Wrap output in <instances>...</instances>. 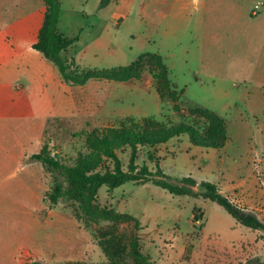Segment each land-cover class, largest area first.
Returning a JSON list of instances; mask_svg holds the SVG:
<instances>
[{"label": "rangeland", "instance_id": "obj_1", "mask_svg": "<svg viewBox=\"0 0 264 264\" xmlns=\"http://www.w3.org/2000/svg\"><path fill=\"white\" fill-rule=\"evenodd\" d=\"M217 1L224 11L217 20L201 4H192L188 14L153 22L145 9L153 0H111L105 7L100 0H59L58 29L69 38L79 34V41L61 56L73 58L79 71L129 67L145 53L159 54L164 67L143 58L126 80L72 86L60 81L57 69L45 60L54 84L38 87L30 86L23 67L16 66L5 88L13 116L0 118V264L107 262L103 247L111 245L113 254L128 264L133 260L131 243L150 264H249L264 259V230L238 224L217 203L203 198L198 185L192 188L195 197L173 195L151 183L128 182L112 191L103 186L97 209L111 208L123 218L85 225L80 195L65 196L50 208L44 194L53 177L30 159L46 143L51 155L73 164L86 153L93 130L120 127L130 118L185 124L197 136H206L212 129L196 109H208L226 123L228 141L222 149L193 146L181 135L165 148H139L136 164L155 171L151 156L173 184L183 177L215 184L264 224V91L235 87V53L247 61L254 58L235 47V16L229 13L235 0ZM42 9L41 0H0L5 52H17L35 40ZM163 68L171 73L155 79L153 74ZM58 81L64 86L55 87ZM17 84L26 95H16ZM129 154L128 148L118 152L124 169ZM108 233L117 238L116 246ZM119 246L121 254L115 252Z\"/></svg>", "mask_w": 264, "mask_h": 264}, {"label": "trees", "instance_id": "obj_2", "mask_svg": "<svg viewBox=\"0 0 264 264\" xmlns=\"http://www.w3.org/2000/svg\"><path fill=\"white\" fill-rule=\"evenodd\" d=\"M42 1L45 4V12L36 41L31 44V48L40 52L57 69L65 84L84 86L90 80H126L130 75V69L140 64L143 58H153L158 66L164 67L161 62L163 60L158 54V56H154L145 53L131 63L129 67L79 71L73 58L68 60L61 56L79 41V34L69 38L60 33L57 30L60 11L58 0ZM110 2L111 0H100V7H105ZM167 75H169V71L166 68H163L159 74H153L155 79H165ZM196 112L209 123L212 133L206 136H197L189 125H166L152 117L138 121L130 118L127 119L126 124L120 127H104L93 130L86 153L79 155L73 164H68L63 159L51 155L46 143H44L38 153L30 156L31 160L40 163L45 171L53 177V185L44 194V200L48 202L51 208L56 206L65 196L80 195L82 198L80 216L84 219L85 225L87 223L98 224L109 219L120 221L123 218L120 212L111 208L102 211L97 209L95 203L98 199V190L103 186L108 191H112L128 182L137 185L151 183L173 195L195 197L192 188L198 185L204 191L202 193L203 198L217 203L238 224L250 230H264V224L256 215L246 212L232 203L228 197L220 192L217 185L209 182L197 183L191 177L173 179L176 182L173 184L170 182L172 179L161 170L158 161L151 156H149L150 160L155 161V171H151L146 165L137 166L139 148H153L181 135H187L190 144L193 146L214 150L222 149L228 141L224 119L208 109L198 108ZM125 148L130 150L126 169H124L118 156V152ZM93 206L95 209H92ZM108 236H111V233H108ZM110 239L113 246L118 244L116 237L111 236ZM102 243H106V241ZM103 248L106 251L107 262L91 264H126L123 258H118L113 254L112 245ZM129 250L133 260L128 264H150L149 259L140 251L136 243H131ZM115 252L121 254L123 248L116 247ZM23 264L47 263L38 260ZM249 264H264V259L254 260Z\"/></svg>", "mask_w": 264, "mask_h": 264}, {"label": "crops", "instance_id": "obj_3", "mask_svg": "<svg viewBox=\"0 0 264 264\" xmlns=\"http://www.w3.org/2000/svg\"><path fill=\"white\" fill-rule=\"evenodd\" d=\"M41 2L43 3V9L39 13V16L43 19L45 4L42 0ZM257 3L260 5L256 12L252 14ZM192 4H201L202 9L207 12L210 11L212 17H215V20L218 19L219 13L220 15H223L224 13L222 6H220L217 0H153V3H151V5L147 4L146 8L143 4V8L147 10L148 18H151L153 22H164L171 21L177 17V15L190 13L189 8ZM229 13L230 15L235 16V47H240V51L248 52L254 58L253 61H247L242 58V53L239 55L235 53V87L240 88L244 85H248L261 89L260 92H262L264 91V60L261 59L264 54V0H235V4ZM58 21L57 30L64 34L58 29ZM25 24L27 27L29 26L28 19H25ZM40 26L36 27L35 40H32L23 49L11 54L10 52H5L6 50L1 47L4 41L0 36V57H3L0 60V81L2 82H0V118L9 119L13 116V108L10 106L11 96L5 88L8 87L6 83H9L10 85L8 79L13 76L15 70H18V67L16 66L23 67V75L30 86L41 87L43 85L46 86L47 84L53 86L54 84V73L45 61L46 59L40 52L31 48V44L36 41ZM240 27H242V30H238ZM237 30L243 31L245 35L237 33ZM64 35L66 36V34ZM244 48L245 50H243ZM170 73L171 72L169 71V74ZM194 78L197 79L196 76H194ZM60 81L62 80L60 79ZM62 82L58 81L54 86H64ZM15 90L17 96L27 94V90L21 84H17ZM56 91L58 90L56 89ZM179 138L180 136L172 138L165 144H162L161 147L165 148L171 141H177Z\"/></svg>", "mask_w": 264, "mask_h": 264}]
</instances>
